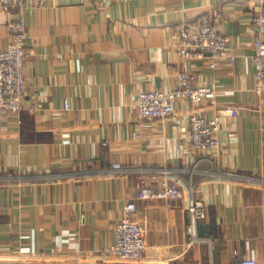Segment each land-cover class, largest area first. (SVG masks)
Here are the masks:
<instances>
[{
    "label": "crops",
    "instance_id": "obj_1",
    "mask_svg": "<svg viewBox=\"0 0 264 264\" xmlns=\"http://www.w3.org/2000/svg\"><path fill=\"white\" fill-rule=\"evenodd\" d=\"M263 2L23 0L8 15L0 5V51L11 16L25 23L30 52L21 110L0 114V264H231L234 250L264 264V91L252 64ZM205 16L229 38L233 65L178 56L180 25ZM182 71L216 100H177L167 118H139L138 94L173 89ZM227 106L237 115L220 118L219 147H192L189 117ZM165 185L180 196L137 197ZM191 195L207 208L196 235L211 244L187 245ZM128 201L144 260L110 261Z\"/></svg>",
    "mask_w": 264,
    "mask_h": 264
},
{
    "label": "built area",
    "instance_id": "obj_2",
    "mask_svg": "<svg viewBox=\"0 0 264 264\" xmlns=\"http://www.w3.org/2000/svg\"><path fill=\"white\" fill-rule=\"evenodd\" d=\"M23 0H0L2 11L10 14L11 9L22 4ZM254 37L252 40V64L254 77L257 80L256 93L264 91V2L261 12L253 18ZM5 30L9 42L6 48L0 51V114H18L21 110V101L25 90L24 66L30 52L25 42L28 38L25 23L20 18L8 17ZM229 38L208 17H201L195 24L184 22L180 25L176 52L185 62L207 61L213 69L218 63L226 61L231 65L235 62V55L228 48ZM217 92L208 85H196L188 71L176 75L175 87L169 91H143L137 96L136 112L143 119H164L172 115V103L177 100H189L194 104L202 101H215ZM261 105L257 104L256 109ZM68 110V104L64 103ZM237 109L227 106L218 109V114L212 119L192 115L189 117V140L195 149L213 150L219 147L217 133L221 127L222 116L235 117ZM115 168H120L118 165ZM168 172V171H167ZM264 181V179H263ZM181 194L175 185H165L159 190L149 186L139 189L137 197L141 200L152 198L174 199ZM264 203V185L261 189ZM136 205L128 201L123 207L122 217L115 225V241L106 249L105 259L115 262H141L144 260L145 243L143 228L134 221L133 215ZM190 235L188 246L194 243L211 241L199 238L196 235V224L207 214L205 204L193 197L187 205ZM235 261L231 264H257L253 257H239L237 251L232 252Z\"/></svg>",
    "mask_w": 264,
    "mask_h": 264
}]
</instances>
